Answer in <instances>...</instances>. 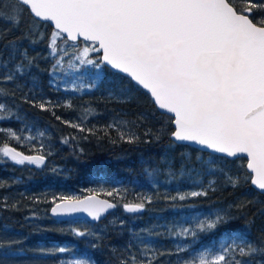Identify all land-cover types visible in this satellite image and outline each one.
Returning a JSON list of instances; mask_svg holds the SVG:
<instances>
[{
  "label": "snow or ice",
  "instance_id": "obj_1",
  "mask_svg": "<svg viewBox=\"0 0 264 264\" xmlns=\"http://www.w3.org/2000/svg\"><path fill=\"white\" fill-rule=\"evenodd\" d=\"M25 16L31 17L27 30L4 45L7 59L0 53V96H14L4 84L29 74L40 56L39 53L29 56L21 42L27 40L30 45L41 42L45 34L38 31L40 23L52 22L54 29L47 43L48 57L54 60L49 69L53 77L50 85L60 79L57 75L60 72L91 65L97 70L93 82L77 84L73 81L70 85L65 82L64 87L77 92L92 89L97 87L96 81L105 80L102 65L109 67L114 78L108 83L116 86L110 88V97L129 99L134 87H142L162 110V116L173 114L170 122L174 130L170 133L169 147L177 142H190L210 150L207 160L197 157L209 175H214L218 167L216 153L246 159V165L241 166L246 169L243 175H228L227 183L235 188L243 179L264 194V0H0V22L9 25L0 33V39L13 30H20ZM80 38L90 44L79 47ZM69 41L74 43L69 44ZM101 51L102 56L90 58V53ZM120 74H126L128 86L119 84ZM31 85L33 93L41 88L35 78ZM24 99L34 107L51 111L57 120L74 129L95 131L94 127H85L89 116L95 115L93 109H83L76 121L62 120L54 109L72 108L70 101L61 105L43 97L36 100L26 95ZM0 110L6 113L0 119L11 115L4 102H0ZM134 123L114 119L102 130L107 133L109 129H116L120 140L137 143L140 137L132 129ZM0 132L16 141L36 139L35 136L22 138L12 129H0ZM149 134L151 129L145 133ZM38 135L44 137L45 133ZM155 139L159 140L160 135L155 134ZM63 142L67 143L68 138ZM0 154V159L6 157L16 164L27 162L37 166L44 165L46 157L51 155L50 152L24 155L8 142L0 144ZM212 184L209 181L208 188ZM5 186L0 183V187ZM208 188L201 185L199 191L178 192L170 199L207 196ZM106 194L113 196L111 191ZM4 199L6 201L7 197ZM57 199L59 203L55 202ZM151 200V196H145L141 202L126 203L123 207L129 213H136L145 207V201ZM53 203V215L84 212L94 220H100L102 214L117 207L116 203L98 199L97 195L84 199L54 197ZM8 206L5 203V207ZM230 219L226 213L217 212L196 219L188 227L170 230L175 237L190 238V242L177 245V253L191 252L188 259L177 264H264V259H257L264 257V239L250 240L247 224L239 235L227 236V243L221 241L217 250L206 247L192 251V242L198 240L200 233L211 232ZM71 231L79 237L96 235L89 230ZM137 240L138 254L131 253L120 264H159L160 257L172 254L157 250L139 234ZM13 243L16 241H0V256L15 254ZM131 248L129 243L128 249ZM70 251L67 247H56L48 250V254ZM61 264L93 262L72 258Z\"/></svg>",
  "mask_w": 264,
  "mask_h": 264
},
{
  "label": "trees",
  "instance_id": "obj_2",
  "mask_svg": "<svg viewBox=\"0 0 264 264\" xmlns=\"http://www.w3.org/2000/svg\"><path fill=\"white\" fill-rule=\"evenodd\" d=\"M30 22L31 17L25 16L20 30H13L0 39V53L4 59L8 57L4 45L8 40L21 36ZM8 27V24L0 22V33ZM53 29L49 23L41 22L38 31L45 34L44 39L35 45H30L27 40L21 42L28 49L29 56H36L37 53L40 56L29 74L4 84L15 95L0 96V102L6 103L11 110L10 116L0 119V129H12L22 138L36 137L35 140L16 141L0 132V144L8 142L9 146L28 155L51 153L44 165L26 162L24 167L28 166V170L12 162L3 163L0 159V183L6 185L0 187V233L2 241H16L11 246L15 254L0 256V264H61V261L72 258L88 259L93 264H120L131 253L138 254L137 234L146 242H151L157 250L172 253L160 257L159 264H177L188 259L191 252L177 253L176 247L190 242V238L175 237L170 230L188 227L196 219L217 212L226 213L231 219L211 232L200 233L198 240L192 242V251L206 247L217 250L221 241L227 243V236L233 233L239 235L246 224L250 240L259 242L264 239V194L243 179L235 188L227 183L228 175H243L246 169L241 166L246 165V159H229L214 154L218 157V167L214 175L207 174L197 157L207 160L208 152L187 144L175 143L169 147L170 133L174 130L170 122L172 116H162L144 89L134 87L129 99L117 98L115 95L110 97V88L116 86L108 83L114 78L109 67L102 65L105 80L96 81L97 87L92 89L84 88L77 92L64 87L65 82L69 85L73 81L77 84L93 82L97 70L91 65L60 72L57 74L60 79L50 85L49 81L53 77L49 69L54 60L48 57L47 43ZM72 43L69 41V44ZM77 43L79 47L90 44L83 40ZM71 53L72 49L69 48ZM89 56L95 58L101 56V52L90 53ZM120 76L122 79L119 84L128 86L126 76ZM33 78L41 84V88L34 93L30 92ZM26 95L29 99L34 97L39 100L43 97L61 105L70 101L72 108L54 109L56 116L62 120L76 121L83 109H93L95 115L89 116L85 127H94L95 131L81 132L62 123L51 111L41 110L25 102ZM5 115L0 110V117ZM114 119L135 122L132 129L140 137L139 142L130 144L120 140L116 129H109L107 133L102 130L104 125ZM166 121L169 122L166 124ZM149 129L151 134L145 135ZM39 132H44L45 136L40 137ZM155 134L160 135L159 140L155 139ZM65 138H68L67 143L63 142ZM113 140L117 142L113 143ZM5 165L7 168H4ZM208 181L213 182L211 188H208ZM201 185L208 188L207 196L175 201L170 199L178 192L197 191ZM110 191L113 196L106 194ZM93 192L118 203V208L103 221L59 222L50 217L49 210L54 204V197L80 198ZM145 196H151L152 200L145 201L143 209L136 213L124 210L123 204L139 203ZM5 203L9 206L5 207ZM35 209L39 215L43 213L47 217H41L38 224L35 219H29L33 223H28L25 215L33 217ZM72 229L89 230L96 235L79 237L74 235ZM129 243L132 244L130 250ZM56 247H67L71 251L48 254V250ZM22 259H27V262Z\"/></svg>",
  "mask_w": 264,
  "mask_h": 264
},
{
  "label": "water",
  "instance_id": "obj_3",
  "mask_svg": "<svg viewBox=\"0 0 264 264\" xmlns=\"http://www.w3.org/2000/svg\"><path fill=\"white\" fill-rule=\"evenodd\" d=\"M47 23H49V24L54 28V25H53L52 22H47ZM80 40H83V38H80ZM101 56H102V51H101ZM123 75L126 76V74H123ZM141 88H142V87H141ZM144 90H145V89H144ZM145 91L147 92V90H145ZM147 93H148V92H147ZM148 94H149V93H148ZM149 95H150V94H149ZM156 106H157V105H156ZM157 108H158V107H157ZM158 110H159V109H158ZM159 111L161 112L162 110H159ZM168 115L172 116L173 114H168ZM177 143H178V144H187V145L193 146V147H195V148H198L199 150H202V151H205V152L210 153V150L203 149L202 146L197 145V144H194V143H190V142H177ZM11 147H14V146H11ZM14 148H15V147H14ZM16 150H17V151H20V150L17 149V148H16ZM20 152H21V151H20ZM22 153H23V152H22ZM23 154H24V153H23ZM24 155H28V154H24ZM31 155H39V154H31ZM215 155L224 156V157L229 158V159H236V158H234V157H227L225 154H219V153H216ZM239 155L242 156L243 154H239ZM45 161H46V160H45ZM253 188H254V186H253ZM256 190H257V189H256ZM88 195H97L98 199H104V200H108V201H110V202L116 203V204H117V207H118V203H117V202H115V201H113V200H111V199H109V198H107V197H104V196H102V195H100V194H98V193H96V192L88 193V194H86V195L83 196V197H80V198H73V199H84V198H85L86 196H88ZM59 202H60V201H57L56 203H59ZM54 206H55V204H53V205L51 206V208L54 207ZM117 207L114 208V209H109L107 213L102 214L100 220H94L91 216H89L87 213H84V212L71 213V214H62V215H53L52 212H51V208H50V210H49V214H50V216H51L53 219H55V220H57V221H59V222H65V221H70V220H86V221H88V222H90V223H98V222H101L102 220H104L105 218H107L108 215H110L112 212H114V211L117 209Z\"/></svg>",
  "mask_w": 264,
  "mask_h": 264
},
{
  "label": "rangeland",
  "instance_id": "obj_4",
  "mask_svg": "<svg viewBox=\"0 0 264 264\" xmlns=\"http://www.w3.org/2000/svg\"><path fill=\"white\" fill-rule=\"evenodd\" d=\"M0 157H2V154H0ZM3 163H8V162H12L13 164H16L15 162H13V161H11L10 159H8V158H6V157H3L2 158V160H1ZM17 166H20V167H24L25 166V164H23V165H20V164H16ZM4 168H7V166L5 165V167ZM24 169L25 170H28V169H30L28 166H26V167H24ZM13 170H15V168H13ZM208 185H209V181H208ZM200 190V189H199ZM199 190H197V191H199ZM34 213H35V215L32 217L31 215H25V220L28 222V223H33V222H31V221H29V219H31V220H34V221H36L37 220V222H36V224H38V220L41 218V219H43V218H45V217H47V215L45 216V214H41V215H39V213H38V210L37 209H35L34 210ZM103 227V226H102ZM2 238H3V236H2V234L0 233V241H2ZM6 262H9V260H5ZM12 261V260H11ZM21 261H24V262H27V259H22ZM30 261V260H29ZM28 261V262H29Z\"/></svg>",
  "mask_w": 264,
  "mask_h": 264
}]
</instances>
